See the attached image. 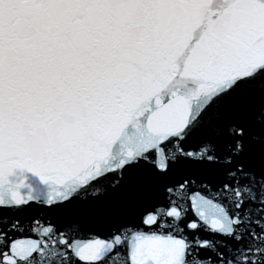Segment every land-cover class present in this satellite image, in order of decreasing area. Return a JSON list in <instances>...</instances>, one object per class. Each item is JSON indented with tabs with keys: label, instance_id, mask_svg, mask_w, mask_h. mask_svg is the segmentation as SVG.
Segmentation results:
<instances>
[{
	"label": "snow or ice",
	"instance_id": "obj_1",
	"mask_svg": "<svg viewBox=\"0 0 264 264\" xmlns=\"http://www.w3.org/2000/svg\"><path fill=\"white\" fill-rule=\"evenodd\" d=\"M0 264H264V0H0Z\"/></svg>",
	"mask_w": 264,
	"mask_h": 264
}]
</instances>
